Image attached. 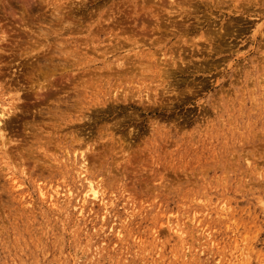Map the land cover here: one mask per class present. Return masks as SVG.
<instances>
[{
    "label": "rangeland",
    "instance_id": "1",
    "mask_svg": "<svg viewBox=\"0 0 264 264\" xmlns=\"http://www.w3.org/2000/svg\"><path fill=\"white\" fill-rule=\"evenodd\" d=\"M1 109L0 264H264V0H0Z\"/></svg>",
    "mask_w": 264,
    "mask_h": 264
},
{
    "label": "bare ground",
    "instance_id": "2",
    "mask_svg": "<svg viewBox=\"0 0 264 264\" xmlns=\"http://www.w3.org/2000/svg\"><path fill=\"white\" fill-rule=\"evenodd\" d=\"M121 29H122V28H121ZM134 35H135V34H134ZM124 38H125V37H124ZM128 38H129V37H128ZM135 42H136V41H135ZM158 60H159V59H158ZM163 65H164V64H163ZM145 69H146V68H145ZM199 69H201V67H200ZM167 71H168V70H167ZM165 74H166V73H165ZM163 76H164V73H163ZM163 76H162V77H163ZM48 97H49V96H48ZM52 99H53V98H52ZM50 100H51V99H50ZM2 109H3V108H2ZM2 109L0 110V112H1L0 116H1V117H2V116H6V113H5V112L2 113V112H3ZM13 109L15 110L16 108H13ZM13 109H12V110H13ZM10 110H11V109H9V112H10ZM14 110H13V111H14ZM4 111H5V110H4ZM13 111H12V112H13ZM4 114H5V115H4ZM11 114H12V113H11ZM1 117H0V118H1ZM3 118H4V117H3ZM0 136H1V132H0ZM1 137H3V135H2ZM1 137H0V138H1ZM81 164H82V163H81ZM81 164H80V165H81ZM84 164H85V163H83V165H84ZM82 167H83V166H82ZM84 167H85V166H84ZM80 168H81V166L79 167V169H80ZM77 169H78V168H77ZM80 170H81V169H80ZM89 192L93 193V197H96L95 195H97V194H96L97 192H95L94 188H93L91 185H90V187H89Z\"/></svg>",
    "mask_w": 264,
    "mask_h": 264
}]
</instances>
